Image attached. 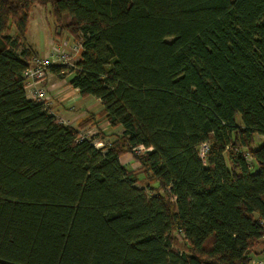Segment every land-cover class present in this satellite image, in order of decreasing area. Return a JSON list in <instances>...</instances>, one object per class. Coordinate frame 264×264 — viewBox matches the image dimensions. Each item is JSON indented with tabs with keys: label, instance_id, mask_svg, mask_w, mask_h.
Instances as JSON below:
<instances>
[{
	"label": "trees",
	"instance_id": "16d2710c",
	"mask_svg": "<svg viewBox=\"0 0 264 264\" xmlns=\"http://www.w3.org/2000/svg\"><path fill=\"white\" fill-rule=\"evenodd\" d=\"M35 3L119 133L26 95ZM263 219L264 0H0V264H251Z\"/></svg>",
	"mask_w": 264,
	"mask_h": 264
},
{
	"label": "crops",
	"instance_id": "0c3cea01",
	"mask_svg": "<svg viewBox=\"0 0 264 264\" xmlns=\"http://www.w3.org/2000/svg\"><path fill=\"white\" fill-rule=\"evenodd\" d=\"M60 33V30L58 31ZM58 33V34H59ZM71 37V36H70ZM49 41V40H48ZM65 45H70L73 41L71 37L69 40H61ZM51 43V42H50ZM49 43V44H50ZM60 46V44H58ZM67 48V47H66ZM47 46L44 47V51L38 52L37 56L44 55L47 51ZM36 51V50H35ZM37 52V51H36ZM70 76L67 74L63 78H56L53 74H50L47 79L44 81V86L46 92L50 96V108L54 114L61 116L63 119L68 121L70 126L74 128L78 127L79 121L86 117L89 114H93L96 117V120L99 121L95 125H88L84 129H79V132L82 134L85 131L89 130L93 135L97 134V132L103 131L105 133H119L120 128H112L109 126V122L104 119V115L102 112V106L98 109L91 111V107L87 110L77 108L79 101L82 100L86 96H81L77 89L73 88L69 83ZM78 110H83V113H78ZM83 114V115H82ZM78 129V128H77ZM126 156V155H125ZM121 161V159H120ZM122 162V161H121ZM264 254V237L261 238L260 242L257 246L254 247L251 257L253 256L260 257L261 254ZM254 257V258H256Z\"/></svg>",
	"mask_w": 264,
	"mask_h": 264
},
{
	"label": "built area",
	"instance_id": "2783aa9c",
	"mask_svg": "<svg viewBox=\"0 0 264 264\" xmlns=\"http://www.w3.org/2000/svg\"><path fill=\"white\" fill-rule=\"evenodd\" d=\"M50 44H53V46L47 49L44 55L34 57L30 64L24 69L22 74L24 89L26 95L29 98L40 102L43 109L52 114L58 123L67 125V120L51 111L50 96L46 92L44 81L51 74L48 68L52 65L61 64L73 67L78 60L81 44L80 42L73 40L70 45H68V50L59 49L58 43H53V41ZM92 136L93 134L89 130L81 134V138H91ZM94 144L96 147L103 146V143L97 140H95ZM205 148L206 146L202 147L200 152L201 157L204 154ZM261 224L264 229V219L261 221ZM253 264H264V259L254 261Z\"/></svg>",
	"mask_w": 264,
	"mask_h": 264
},
{
	"label": "rangeland",
	"instance_id": "374dc122",
	"mask_svg": "<svg viewBox=\"0 0 264 264\" xmlns=\"http://www.w3.org/2000/svg\"><path fill=\"white\" fill-rule=\"evenodd\" d=\"M59 29L60 28L57 26V23L51 13V8L49 4L39 5L35 3L32 6L28 16L25 39L31 45V47H33L37 51V53L44 51L45 46H47L48 49L51 48L53 44L51 45L49 43L52 41L53 43L60 44V46L58 45L59 49L68 50V45H65L61 40L70 41V34L66 29H62V32L59 33ZM13 32L14 26L11 27L10 34H13ZM76 105H78L77 108H81L84 110H87L91 107V111L101 107L100 101L92 96L84 97ZM80 112L83 113L84 111L78 110V113ZM237 119L239 120V116H237ZM257 143H260V138H258ZM121 161L125 164L128 169L134 170L139 167L138 163L134 159H132L130 155L122 157ZM260 254V257L253 256L251 264H253L254 261H257L259 259H264V254Z\"/></svg>",
	"mask_w": 264,
	"mask_h": 264
}]
</instances>
